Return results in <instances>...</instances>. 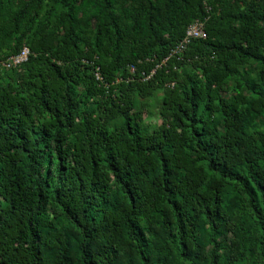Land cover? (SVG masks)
Returning <instances> with one entry per match:
<instances>
[{
	"label": "trees",
	"instance_id": "obj_1",
	"mask_svg": "<svg viewBox=\"0 0 264 264\" xmlns=\"http://www.w3.org/2000/svg\"><path fill=\"white\" fill-rule=\"evenodd\" d=\"M0 264H264V0H0Z\"/></svg>",
	"mask_w": 264,
	"mask_h": 264
},
{
	"label": "built area",
	"instance_id": "obj_2",
	"mask_svg": "<svg viewBox=\"0 0 264 264\" xmlns=\"http://www.w3.org/2000/svg\"><path fill=\"white\" fill-rule=\"evenodd\" d=\"M205 38H206L205 24L202 21H195L188 28L184 39L172 51V55L176 56L184 52L193 40L205 39ZM29 55H30V51L28 48L25 47L18 55L11 57L6 63L2 65L3 67H6L8 69L18 68L28 61ZM96 77L98 80L101 79L99 73L96 74Z\"/></svg>",
	"mask_w": 264,
	"mask_h": 264
},
{
	"label": "rangeland",
	"instance_id": "obj_3",
	"mask_svg": "<svg viewBox=\"0 0 264 264\" xmlns=\"http://www.w3.org/2000/svg\"><path fill=\"white\" fill-rule=\"evenodd\" d=\"M180 72H183L182 70ZM164 92L159 91L154 96L148 99L138 98L139 108L144 112L143 119L151 129L162 124V117L160 115Z\"/></svg>",
	"mask_w": 264,
	"mask_h": 264
}]
</instances>
